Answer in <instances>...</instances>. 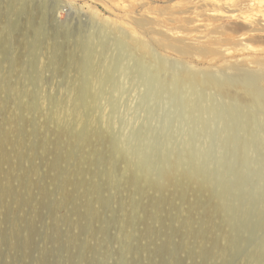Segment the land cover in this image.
<instances>
[{"label": "rangeland", "instance_id": "1", "mask_svg": "<svg viewBox=\"0 0 264 264\" xmlns=\"http://www.w3.org/2000/svg\"><path fill=\"white\" fill-rule=\"evenodd\" d=\"M119 44L261 76L264 0H0V264H264V126L190 121Z\"/></svg>", "mask_w": 264, "mask_h": 264}, {"label": "bare ground", "instance_id": "2", "mask_svg": "<svg viewBox=\"0 0 264 264\" xmlns=\"http://www.w3.org/2000/svg\"><path fill=\"white\" fill-rule=\"evenodd\" d=\"M58 16H56V18ZM94 39L93 41H96ZM119 47H121L120 50L123 56L125 57L129 56L128 57L129 60L130 57H132L135 61L137 60L131 53H128L126 50H124L125 48L121 46V44H119ZM136 63L134 64L138 68L134 64L133 65L138 70L140 68V70L142 69V71L144 72H148V71L150 72L152 79L156 83V87L158 88L157 90L159 91V94L162 93L171 96H174L175 94H179L181 96L182 98L181 101H183L184 103V110L187 113L186 118L191 119L190 121L192 122L198 121L200 122V124H204L202 118L203 116L219 114L222 118H226V119L229 118L233 120H236V118L238 119L240 118L241 120L243 119L245 123L249 121L253 123L254 121H256L264 126V89L262 88L261 85L262 81H264V74L259 76L253 73L243 71V72H239V76L237 77H229L222 74L195 73L187 69H182L177 66L166 64L165 62L155 57H153V59L149 63H147L146 59H143L139 62L136 61ZM147 64H150V67H148ZM144 72L142 75L145 76L146 73L144 74ZM212 86L214 88L217 87L218 90L216 91L215 89L214 90L210 89L209 87ZM227 89L240 90L245 95H247L249 97L250 102L253 104L252 110H254L255 113L246 112L243 107V103L241 99L236 96L231 97ZM229 99H234V101L238 102V105H230L228 102ZM205 102L206 103L211 102L213 104L208 106L205 105L206 104ZM216 102H218L217 105H215ZM226 119L224 121H226ZM234 123L235 122H233V124ZM235 128L237 127L235 126ZM243 128L246 129V125ZM249 128L251 127L249 126L248 129ZM245 129L243 131H245ZM204 130L205 129L201 131ZM262 141L264 142V135L262 136Z\"/></svg>", "mask_w": 264, "mask_h": 264}]
</instances>
